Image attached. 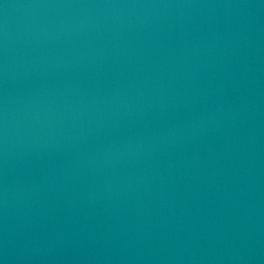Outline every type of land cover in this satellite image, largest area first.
Returning a JSON list of instances; mask_svg holds the SVG:
<instances>
[{
	"label": "water",
	"instance_id": "water-1",
	"mask_svg": "<svg viewBox=\"0 0 264 264\" xmlns=\"http://www.w3.org/2000/svg\"><path fill=\"white\" fill-rule=\"evenodd\" d=\"M0 264H264V0H0Z\"/></svg>",
	"mask_w": 264,
	"mask_h": 264
}]
</instances>
